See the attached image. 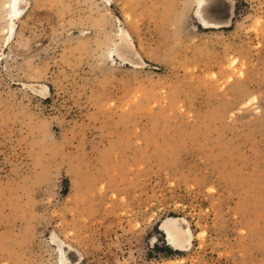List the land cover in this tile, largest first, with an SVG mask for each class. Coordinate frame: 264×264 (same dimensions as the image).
Here are the masks:
<instances>
[{"label":"rangeland","instance_id":"1","mask_svg":"<svg viewBox=\"0 0 264 264\" xmlns=\"http://www.w3.org/2000/svg\"><path fill=\"white\" fill-rule=\"evenodd\" d=\"M7 2L0 264H264V0H28L8 39Z\"/></svg>","mask_w":264,"mask_h":264},{"label":"bare ground","instance_id":"2","mask_svg":"<svg viewBox=\"0 0 264 264\" xmlns=\"http://www.w3.org/2000/svg\"><path fill=\"white\" fill-rule=\"evenodd\" d=\"M106 1V0H105ZM199 9L197 11V18L203 27H219L229 24L230 19V0H197L196 4ZM29 6L28 0H8L6 4L8 21L7 39L12 35L16 19H20L26 12ZM197 20V21H198ZM120 48L119 57L124 62H129L132 65H139L143 62L138 54L134 51V46L130 41V35L125 29H120ZM37 92L45 95L48 93L46 86L35 87ZM161 225L164 234L169 240V244L175 250L185 251L189 249L191 244V230L187 222L181 217H168ZM166 223H171L174 232H170L165 227ZM59 264H77L78 253L72 247L61 243L59 245Z\"/></svg>","mask_w":264,"mask_h":264}]
</instances>
